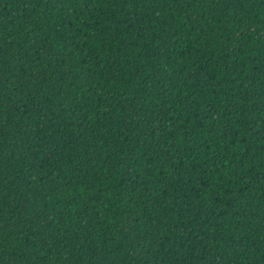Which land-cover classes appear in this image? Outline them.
<instances>
[{
    "label": "trees",
    "instance_id": "1",
    "mask_svg": "<svg viewBox=\"0 0 264 264\" xmlns=\"http://www.w3.org/2000/svg\"><path fill=\"white\" fill-rule=\"evenodd\" d=\"M0 264H264V0H0Z\"/></svg>",
    "mask_w": 264,
    "mask_h": 264
}]
</instances>
